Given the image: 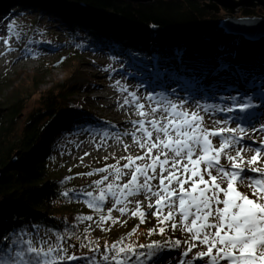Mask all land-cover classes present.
<instances>
[{
  "label": "snow or ice",
  "instance_id": "obj_1",
  "mask_svg": "<svg viewBox=\"0 0 264 264\" xmlns=\"http://www.w3.org/2000/svg\"><path fill=\"white\" fill-rule=\"evenodd\" d=\"M7 27V38L0 37L6 47L3 55L13 51L9 41L14 36L19 39L14 24ZM234 45L239 47L236 42ZM219 51L222 54L213 61L193 62L183 47H177L165 64L153 57V64L145 70L161 90L153 89L143 96L128 92L120 107L131 106L140 119L130 121L131 132L114 136L117 143L130 136L144 154L121 157L127 161L122 166L117 160L84 174L107 173L93 182L92 191L67 189L61 193L69 202L84 203L97 218L77 215L73 224L65 222L59 230L42 232L34 225L32 231L22 229L0 236V264H148L159 246L127 243L135 228L111 245L106 243L103 251L98 242L89 239L91 223L85 227L83 239L77 234V227L86 222L110 231L105 224L121 222L112 216L114 211L120 217L130 214L139 218L141 224L152 215L158 224L170 222L171 230L188 233L184 258L178 264H264V140L253 147L255 140L246 128L228 127L229 119L212 120L211 128L205 123V116L213 113L248 112L257 107L254 99L264 104V66L238 63L239 53L223 46ZM113 87L121 93L128 91L120 80ZM252 115L236 116L231 122L250 123ZM259 131L264 132V124ZM80 132L88 133L89 129L81 128ZM108 135L103 133V138ZM92 138L95 140V135ZM245 139L252 143L245 144ZM128 148L124 145L125 151ZM222 157L227 166L221 163ZM243 187L251 189L252 198L239 190ZM141 195L155 211L146 213L140 200L135 201V209L130 207L132 198ZM109 200L112 206L105 214ZM165 231L166 227L159 228L161 235ZM153 232L155 229L149 235ZM72 239L80 240V248H88V254H70L76 247L69 243ZM194 241L204 250L193 252L198 247ZM180 246V241L173 244L174 248ZM145 248L147 252L141 251Z\"/></svg>",
  "mask_w": 264,
  "mask_h": 264
},
{
  "label": "trees",
  "instance_id": "obj_2",
  "mask_svg": "<svg viewBox=\"0 0 264 264\" xmlns=\"http://www.w3.org/2000/svg\"><path fill=\"white\" fill-rule=\"evenodd\" d=\"M5 1L0 3L16 6L14 11L7 8L11 15L31 9L36 15H49L62 24L70 40L56 43L57 47H72L81 53L105 51L110 57L121 58L133 77L150 91L161 88L146 67L153 64V57L165 64L177 47L186 48L193 62L213 61L222 54L219 49L223 46L239 53L238 63L252 62L256 68L264 66V36L251 40L226 34L218 25L224 16L204 10L199 1L155 0L149 4L123 0ZM249 16L259 15L252 10L240 11V18ZM46 48L53 50L54 46ZM73 74L69 72L67 79L52 83L45 91L41 90L45 79L35 76L25 79V86L9 82L5 87L0 85V96L3 90L11 89L0 101V236L22 229L32 231L34 225L40 226L42 232L48 228L59 230L65 222L73 224L77 215L97 218L84 203L69 202L61 195L67 189H85L74 185L72 180L66 181L69 171L58 165L55 156L62 141L81 134V128L105 130L76 100L77 92L86 86L72 79ZM32 98H36L37 106L27 112L26 102ZM254 103L258 107L261 102L254 99ZM257 107L245 112V116ZM18 119L22 120L21 126L16 125ZM88 223L98 230L96 235L92 230L89 239L98 242L101 251L106 243L111 245L133 231L112 238L109 231H101L95 223L86 222L76 229L82 239ZM109 225L111 222L104 227ZM135 229L126 242L149 245L153 234L149 235L145 226L137 225ZM69 243L76 246L69 250L70 254H88V248H80V240L72 239ZM164 257L165 253H158L148 263Z\"/></svg>",
  "mask_w": 264,
  "mask_h": 264
},
{
  "label": "rangeland",
  "instance_id": "obj_3",
  "mask_svg": "<svg viewBox=\"0 0 264 264\" xmlns=\"http://www.w3.org/2000/svg\"><path fill=\"white\" fill-rule=\"evenodd\" d=\"M2 1L5 0H0V2ZM237 1L239 0H236V2ZM5 2L9 3L10 1L6 0ZM260 2L262 1L257 0L252 3L259 4ZM229 3L233 4L234 2L230 1ZM8 5L9 6L6 7L4 4L0 3V37L7 38V26L9 23H12L15 26V32L19 35V39L14 36L9 41L13 51L7 55H3V53L6 52V47L3 40L0 39V85L1 87H5L9 82L13 83L14 86L17 84L25 86L27 85L25 79H31V77L35 76L38 79H45L44 85L41 87V90L45 91V89L52 86V83H61L67 79V77L70 76V72V74L74 73L71 76L72 79L75 78L77 83L86 86L84 89L77 92L75 98L79 101V104L85 109V111L89 112L94 118L102 123L101 125L105 130L93 128L89 130L88 133H81L62 141V146L55 157L58 165H61L62 169L69 171V173H67L72 177L71 180L74 185H77L78 187L84 186L88 191H92L93 188L91 186L93 185V182L100 180L102 176L107 173L94 174L92 176L84 174L95 169L104 168L106 165L115 164L117 160H120V165L122 166L127 161L120 159L121 157L128 155L135 157L144 154V151L137 145L133 144L132 140H129L127 136L122 137V143H117L114 136L115 134L131 132L133 129L130 121L140 119L131 106L120 107V105L123 104L124 99L128 96V92L135 91L138 96H143L151 91L145 87L143 82H138L137 79L133 77L134 74L127 69L125 62L122 61L121 58L113 59V57H110L105 51L81 53L72 47H57L56 43H64L70 40V35L62 24L50 18L49 15H36L31 9L23 12H16L11 15L7 8L9 7L10 11H14L16 6L11 3ZM241 10H252L259 15L255 18H264V7L262 8L261 6H258L255 7V9L239 8L233 15L236 19L240 18ZM220 14H222L224 18L220 20L218 25L222 26V28L223 26L227 27L228 30L236 32V29L233 30L234 26H232V28L231 26L228 27L229 25L226 26L225 22L221 24V21L225 20L229 13L221 10L219 15ZM255 26L256 27L254 28L258 29V32L249 37L251 40H256V38L264 36V25L255 24ZM247 31L250 33L253 32L251 30L243 32H246L247 34ZM48 46H54L55 50H49L46 48ZM117 80H120L121 86L127 88V92L121 93L117 88L113 87ZM9 89L3 90V93H1L2 95L0 96V101L7 96L11 90ZM158 90L159 89H156V91ZM208 102L213 103V101ZM36 106L37 100L36 98H32L26 102L25 108H27V112H29ZM263 108L264 104L260 103L257 109L252 113H259L258 111L261 112ZM224 114L225 113H222V115ZM229 114L230 113H228V115ZM233 114L235 115L234 117H248L250 115L245 116V113L240 112H234ZM258 115L259 114L255 117ZM253 117L254 115H252V118ZM229 118L232 117L229 116ZM207 119L208 116H205V123L209 126L210 124ZM245 123L247 124L249 122L241 120L228 127H241L245 125ZM16 125L21 126L22 120L18 119ZM117 127L122 129L120 130L119 128V132H116ZM105 132L109 135L108 137L103 138V133ZM93 135L96 137L95 140L92 138ZM102 138L103 143H99ZM78 144L80 145L79 147H77ZM124 145L129 146L127 151H125ZM85 153H89V155H85ZM153 154H155V152ZM81 157H83V160H81ZM106 157L107 159H105ZM125 180H127V177H125ZM153 183L158 184L159 181H153ZM185 187H187V185ZM239 190L241 192H248L250 198H252L251 190H247L246 188H240ZM132 199L133 203L130 205L132 209H135V201L140 200L142 202V208L146 213L155 211V209H149L147 207L149 201L146 200L143 195ZM154 200L155 198H153V203ZM111 206L112 201L109 200L105 213H107V208H110ZM112 216L114 218H119L121 221L114 226L109 225V233L112 238L132 231L137 225L145 226L146 231L155 229V232L152 235L154 238L149 245H158L159 247L156 249V255H158V253H165L166 257L159 258V260H155L152 264H178V261L184 258L182 252L186 249V241L188 240L189 234L180 230H171L170 222L167 225L158 224L155 216L148 215L145 223L141 224L139 218H133L130 214L120 217L119 212L116 211L112 212ZM177 221H179V216H177ZM161 227H166V231L163 235L159 232V228ZM93 230V234L96 235L98 230ZM155 236L157 237L155 238ZM176 241L181 242L179 248L173 247V244ZM194 242L197 243V241ZM197 245V250L193 249V252L204 250L199 246V242Z\"/></svg>",
  "mask_w": 264,
  "mask_h": 264
},
{
  "label": "water",
  "instance_id": "obj_4",
  "mask_svg": "<svg viewBox=\"0 0 264 264\" xmlns=\"http://www.w3.org/2000/svg\"><path fill=\"white\" fill-rule=\"evenodd\" d=\"M128 2V3H152V1L155 0H124V2ZM195 1H199L200 3H202L204 10L206 11H210L213 12L214 14H219L221 10H224L226 12L229 13V15H227V18L223 21H221V24H223L225 22V25H229L228 27L234 26L233 30H237L240 32H234L232 30H228L227 27L222 28V26H219L220 30H222L223 32H225L226 34H232V35H243L241 34L243 31L246 30H252V26L256 27L255 24H263L264 25V18H239L236 19L233 15L235 14L236 10L239 8H245V9H255V7L261 6L262 8L264 7V0H258V1H262L259 4H253L252 2H255L257 0H239L236 2V0H195ZM232 1L234 2L233 4H230L229 2ZM251 3V4H250ZM230 16V17H229ZM229 21V22H228ZM233 22V23H231ZM233 25H231V24ZM220 24V25H221ZM244 37V35L242 36ZM246 39V37H245ZM247 39H249L247 37ZM0 176H1V171H0Z\"/></svg>",
  "mask_w": 264,
  "mask_h": 264
},
{
  "label": "bare ground",
  "instance_id": "obj_5",
  "mask_svg": "<svg viewBox=\"0 0 264 264\" xmlns=\"http://www.w3.org/2000/svg\"><path fill=\"white\" fill-rule=\"evenodd\" d=\"M251 31H253V32L250 33V32L247 31L248 32L247 34H246V32L245 33L242 32V33L244 34V37H246V38L248 37L249 38L250 36L257 34L258 29L254 28V26H252V30ZM218 102H216V103H218ZM208 103H210V102H208ZM258 112L259 113H256L254 115V117L257 114H259V115L257 117H255V118L253 117L254 119L252 118V121L250 123H247V124L245 123V125L241 126V127H245L246 130H247V134L249 136H252L253 139L255 140V143L253 144V147L259 146V144L262 142V140H264V132L259 131V128L261 127V125L264 124V108H263V110L261 112L260 111H258ZM229 116L234 118L235 115L233 113H230L229 115L228 114L222 115V113H213L210 116H208L207 121L210 124L209 126L211 128V127H213V125L211 124L212 120L229 119L230 120V122L228 124V126H229V125L233 124L231 122V118H229ZM253 125L255 127H253ZM221 126H223V125H221ZM119 128L120 127H117L116 132H119ZM121 129L122 128H120V130ZM127 138H129V140H132L130 136H127ZM217 143H218V141L215 140L214 144H217ZM244 143L245 144H249V143H252V141H250L248 139H245ZM232 154L235 155V152L233 151ZM248 155L250 156L252 154L249 153ZM221 163L225 164L227 166L226 160L223 157L221 158ZM243 188H246L247 190H251V189H249L247 187H243ZM197 243H198V241H197ZM194 250H197V249H194Z\"/></svg>",
  "mask_w": 264,
  "mask_h": 264
}]
</instances>
